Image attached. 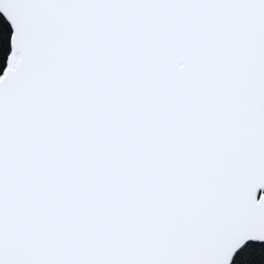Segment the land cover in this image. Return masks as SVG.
Masks as SVG:
<instances>
[{
    "label": "snow or ice",
    "instance_id": "snow-or-ice-1",
    "mask_svg": "<svg viewBox=\"0 0 264 264\" xmlns=\"http://www.w3.org/2000/svg\"><path fill=\"white\" fill-rule=\"evenodd\" d=\"M0 264H264V0H0Z\"/></svg>",
    "mask_w": 264,
    "mask_h": 264
}]
</instances>
